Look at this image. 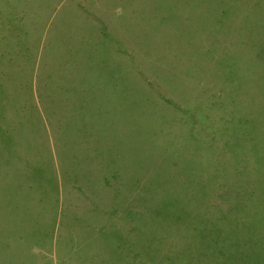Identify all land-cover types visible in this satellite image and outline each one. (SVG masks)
<instances>
[{"label": "rangeland", "instance_id": "obj_1", "mask_svg": "<svg viewBox=\"0 0 264 264\" xmlns=\"http://www.w3.org/2000/svg\"><path fill=\"white\" fill-rule=\"evenodd\" d=\"M38 1L33 85L0 69V264H264V0Z\"/></svg>", "mask_w": 264, "mask_h": 264}, {"label": "crops", "instance_id": "obj_2", "mask_svg": "<svg viewBox=\"0 0 264 264\" xmlns=\"http://www.w3.org/2000/svg\"><path fill=\"white\" fill-rule=\"evenodd\" d=\"M41 7H40V1L38 0H27L25 2H15V1H12L10 0L9 1V4L7 5V9H12L13 11H16L17 13L20 14V17H16L14 18V16H6L4 17L3 15H0V40H3V41H6L7 42V54L8 55H11L13 57H10L9 59V63L7 66L5 67H2L0 69L4 70V71H10V73H17V71H20L22 70L24 73H26V77L25 78H28L29 81H26V83L31 86L33 85V79H34V71H35V67L37 66V63H38V54H40V49H41V46L43 44H40V42L38 41V50L34 51L31 53V58L28 60V55L27 57L25 56V59L23 62L19 61L17 58H16V55H17V49L16 47H13V46H16L15 44V37L18 36V32L17 30L19 29V25L23 22V23H26L28 22L29 26H30V29L33 31V30H36L37 27H39V17H35L34 15H32L35 10H39ZM32 13V14H31ZM29 14V15H28ZM17 24V25H16ZM6 27H9V30L11 31L10 34L8 33H4ZM7 36L8 39H5L3 37ZM14 41V43H13ZM4 43V42H3ZM2 45V43L0 44V46ZM30 45V49H31V43L29 44ZM34 47H32L33 49ZM1 54V53H0ZM3 73H1L0 71V79H4L6 77H3L2 76ZM18 78H21L18 77ZM6 84V83H5ZM16 84V83H14ZM31 84V85H30ZM26 257H24V261H31L33 260L32 259V256L31 255H25ZM43 258V257H42ZM40 258V259H42ZM44 258H49L47 255L44 257ZM42 263L41 264H44L45 262H49V263H53V260L51 261V259H45V260H42L41 261Z\"/></svg>", "mask_w": 264, "mask_h": 264}, {"label": "trees", "instance_id": "obj_3", "mask_svg": "<svg viewBox=\"0 0 264 264\" xmlns=\"http://www.w3.org/2000/svg\"><path fill=\"white\" fill-rule=\"evenodd\" d=\"M1 78V77H0ZM3 80V79H2ZM3 82L0 80V111H2V110H5L6 111V107H7V105L5 104V103H3L4 102V100H9L8 98H9V96H7L6 95V87L4 86V84H2ZM6 105V106H5ZM7 119V118H6ZM12 120H10V121H8L7 120V122H3L2 120H0V123L2 124V126L4 125V124H6V123H11L12 124V122H11ZM1 125H0V135L2 136V138H3V140L2 141H6L8 144H13L12 142H13V140H14V134H13V132L12 131H10V130H6V129H4V127H2ZM0 151H2V148L0 147ZM14 156H16V154L14 153V149H12L11 148V150H10V155L9 156H7V158L9 159H14L15 157ZM7 176H9V175H6L5 177H7ZM15 187H14V183H10L9 184V187H3V196H4V200L2 201V203H5V206H12V207H14L15 205L16 206H18L19 204H18V198H13V197H11L12 195H11V193L14 191V192H17L15 189H14ZM18 193V192H17ZM19 194V193H18ZM8 197H10L11 199H6V198H8ZM225 203H228L227 201L225 202ZM232 203V202H231ZM218 204V203H217ZM217 204H216V206H217ZM237 204V203H236ZM236 204H232V205H228L227 206V208H230V207H233V206H235ZM19 207V206H18ZM222 208H224L225 209V206L224 207H222ZM14 209H15V207H14ZM247 209H249V210H251L252 209V207L250 206V203L247 201V202H245L244 203V205H242L241 206V208H240V210H247ZM261 209H263V208H261ZM203 263L202 264H209L208 262H207V260H205L204 258H203ZM181 264H197L196 263V261L194 260V262L193 261H191V262H183L182 261V263Z\"/></svg>", "mask_w": 264, "mask_h": 264}]
</instances>
